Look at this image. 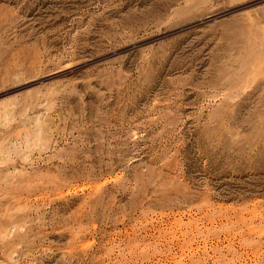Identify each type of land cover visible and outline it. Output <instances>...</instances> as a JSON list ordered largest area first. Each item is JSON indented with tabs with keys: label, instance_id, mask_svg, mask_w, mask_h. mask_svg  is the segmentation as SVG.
Returning <instances> with one entry per match:
<instances>
[{
	"label": "rangeland",
	"instance_id": "1",
	"mask_svg": "<svg viewBox=\"0 0 264 264\" xmlns=\"http://www.w3.org/2000/svg\"><path fill=\"white\" fill-rule=\"evenodd\" d=\"M0 264H264V0H0Z\"/></svg>",
	"mask_w": 264,
	"mask_h": 264
}]
</instances>
